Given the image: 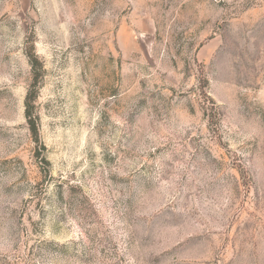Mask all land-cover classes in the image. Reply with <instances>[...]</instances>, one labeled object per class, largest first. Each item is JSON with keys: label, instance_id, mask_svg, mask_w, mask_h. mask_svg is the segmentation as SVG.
Masks as SVG:
<instances>
[{"label": "rangeland", "instance_id": "obj_1", "mask_svg": "<svg viewBox=\"0 0 264 264\" xmlns=\"http://www.w3.org/2000/svg\"><path fill=\"white\" fill-rule=\"evenodd\" d=\"M0 264H264V0H0Z\"/></svg>", "mask_w": 264, "mask_h": 264}, {"label": "trees", "instance_id": "obj_2", "mask_svg": "<svg viewBox=\"0 0 264 264\" xmlns=\"http://www.w3.org/2000/svg\"><path fill=\"white\" fill-rule=\"evenodd\" d=\"M32 47L33 46H30L31 50H29V53H27V60L31 67V72L33 74L32 76L33 82L31 86L27 89V93L24 98V116L26 119L28 130L31 134L32 140L36 143H41L40 138H39L38 116L35 113V107H34V101H35V97H36V93L38 89L39 77L41 76V73H40L41 66H40V63L38 61L36 54L32 50ZM42 149H45L43 145H42ZM38 156L39 154H37V157ZM41 161L48 164V161L43 156H41Z\"/></svg>", "mask_w": 264, "mask_h": 264}]
</instances>
